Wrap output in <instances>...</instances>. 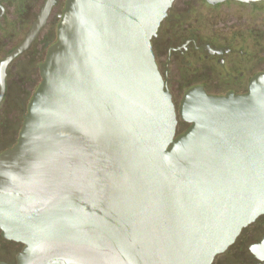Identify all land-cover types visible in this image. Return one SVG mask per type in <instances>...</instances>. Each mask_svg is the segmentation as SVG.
I'll return each instance as SVG.
<instances>
[{
  "label": "water",
  "instance_id": "water-1",
  "mask_svg": "<svg viewBox=\"0 0 264 264\" xmlns=\"http://www.w3.org/2000/svg\"><path fill=\"white\" fill-rule=\"evenodd\" d=\"M224 1L59 0L41 80L30 86L31 60L21 57L0 110L12 139L19 132L0 154V234L23 245L18 264H211L264 215V72L244 94L210 83L209 93H225L210 95L183 81L167 87L153 53L173 2L184 18L172 41L186 28L211 41L228 35L231 19L264 21V1L214 6ZM55 3L45 0L0 61V102L6 67ZM188 57L192 69L174 63V80L211 76L210 62ZM178 118L188 124L181 134Z\"/></svg>",
  "mask_w": 264,
  "mask_h": 264
},
{
  "label": "flooded vegetation",
  "instance_id": "flooded-vegetation-1",
  "mask_svg": "<svg viewBox=\"0 0 264 264\" xmlns=\"http://www.w3.org/2000/svg\"><path fill=\"white\" fill-rule=\"evenodd\" d=\"M230 1L242 5L234 0H225L224 2L217 3V5L214 4V6ZM44 2L45 0H0V51H2L0 52L2 53L0 61L24 41L33 23L36 21ZM260 2L249 3L248 5L253 6ZM58 5L59 0H56L45 25L37 37L25 51L15 57L6 67L4 93L0 102V110H2L5 102L8 101V98L10 100L8 85L9 69L21 57L22 64H26L28 60H31V63H28L29 72L25 76L30 86L35 85L38 78H40L39 66L43 63L48 48L56 41V27L58 24L56 22H59L64 8V4L61 9L58 8ZM173 5L174 2L169 8L166 18L160 24L156 37L153 38V41L158 42L164 36V40H161L163 45L158 42L159 44L157 43L158 45L154 47L153 53L158 71L167 87L169 84H172L171 82L181 83L183 81V83L192 85L187 90L194 86H201L210 95H223L227 92L244 94L247 91L251 79L255 75L264 72V21L257 20V17L253 19L247 18V20L231 19L228 35L224 37L214 36L211 41L202 40L199 38V34L194 33V30H187L188 33L185 32L186 28L183 30V33L177 36L176 41H172L173 39L171 37L173 36L169 31L172 29L174 19L180 21L184 18L183 14L180 13L179 7L175 10V14L173 13ZM166 24L170 25L168 30L169 34L167 33L165 35L166 32L164 31L161 37L159 35L160 30ZM46 28H49V33L47 36L42 37L41 33ZM238 28L244 29L236 30ZM50 29L54 32L50 31ZM231 29H233V32H231ZM173 35L176 36L175 34ZM188 56H193L192 59H196L197 61L210 62L212 65L211 69L207 68V70L211 76L201 77L199 72L193 70L191 73L180 75L181 80H174L171 75L174 63H178L180 66L184 63L188 70L192 69V62H184L190 61L191 57L189 58ZM210 83L228 84L237 87H232L225 93L211 94L205 88V85ZM32 94L29 97L27 93L29 100ZM28 102L25 106H21L22 122L26 114ZM174 106L176 111H178L179 105L176 106L174 103ZM7 116L5 113H0V154L12 148L19 135L18 132L17 136L12 139L10 134L11 124ZM178 126L182 127L180 132L176 130V134H181L188 127V124L178 118ZM263 239L264 215L258 217L254 222L243 228L232 245L222 254L217 255L211 264H264V252L260 249ZM22 249V244L6 240L0 234V264H18L17 257ZM220 259L222 260L219 261Z\"/></svg>",
  "mask_w": 264,
  "mask_h": 264
}]
</instances>
